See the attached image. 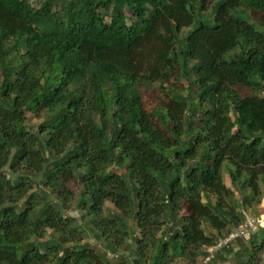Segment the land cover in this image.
<instances>
[{
    "label": "trees",
    "instance_id": "16d2710c",
    "mask_svg": "<svg viewBox=\"0 0 264 264\" xmlns=\"http://www.w3.org/2000/svg\"><path fill=\"white\" fill-rule=\"evenodd\" d=\"M261 182L264 0H0V264H262Z\"/></svg>",
    "mask_w": 264,
    "mask_h": 264
},
{
    "label": "rangeland",
    "instance_id": "374dc122",
    "mask_svg": "<svg viewBox=\"0 0 264 264\" xmlns=\"http://www.w3.org/2000/svg\"><path fill=\"white\" fill-rule=\"evenodd\" d=\"M42 1L43 0H32V4L34 7H38ZM126 12L128 15H130V13H131L129 10ZM254 18H255L256 24H258L257 23L258 17H254ZM182 34H184V31L182 32ZM157 89H158V84H155V85H153L152 88L143 90V99L146 103L147 108H150L152 105L155 104L156 96H158ZM40 122H41V119L34 117L30 113L26 114V124H27L29 131L36 132L37 125ZM111 169L115 172H119V170H117V169H113V168H111ZM111 169H109L108 172H112ZM222 179L226 185H230L228 176L225 173V169H222ZM260 186L262 188V191L264 192V184L262 182L260 183ZM67 187L73 193L74 199H73V202L70 204V207L67 209L66 212H67V214L72 215L76 219L79 217H82L83 212L81 210L77 209V207H76V202L78 200V194L82 189L81 186L79 185L78 180L76 178L70 180L69 183L67 184ZM110 212H112V205L109 202H106L105 206H104V215H109ZM247 214L251 215L250 217H254V216H258V215L264 216V200L262 199L260 205H258L256 207L255 213H252L251 211L247 210ZM263 216H262V218H263ZM77 221H78V219H77ZM81 221H82V224L80 225L81 226L80 229L83 231V238H84L83 242H88V241L90 242L91 241V231L89 230V223H87L86 218H84ZM78 223H80V221ZM205 231H207V228H205ZM258 235H260V233H258ZM52 236H53V232L50 229H47L45 237L39 241H43V240L44 241L45 240L50 241ZM96 248L98 249V247H96ZM261 256H262V264H264V252L262 253ZM110 260L112 262H115V261H119V258L112 256L110 258ZM130 260H131V257H130ZM120 261H122V260H120ZM130 264H136V263H134V261H131ZM174 264H182V263L180 261H177ZM198 264H202L201 259H199ZM220 264H222V262H220ZM223 264H232V262H225Z\"/></svg>",
    "mask_w": 264,
    "mask_h": 264
},
{
    "label": "built area",
    "instance_id": "2783aa9c",
    "mask_svg": "<svg viewBox=\"0 0 264 264\" xmlns=\"http://www.w3.org/2000/svg\"><path fill=\"white\" fill-rule=\"evenodd\" d=\"M263 215H259L253 218H250L248 220V222L246 223V225L244 226H240L237 231L235 232H231L228 236H226L223 240L220 241V243L218 244V246H223L225 244H227V242L229 241H233L236 238H238L239 236L245 235V236H249V231H253L255 229H259V228H264V216L262 218ZM213 248H210L209 251H212ZM206 261H208V259H206Z\"/></svg>",
    "mask_w": 264,
    "mask_h": 264
},
{
    "label": "crops",
    "instance_id": "0c3cea01",
    "mask_svg": "<svg viewBox=\"0 0 264 264\" xmlns=\"http://www.w3.org/2000/svg\"><path fill=\"white\" fill-rule=\"evenodd\" d=\"M206 259H208L209 261H213L214 260V256H212V255L209 254V255L206 256Z\"/></svg>",
    "mask_w": 264,
    "mask_h": 264
}]
</instances>
